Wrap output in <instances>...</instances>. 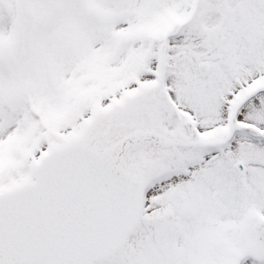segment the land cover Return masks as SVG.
Instances as JSON below:
<instances>
[{
    "label": "snow or ice",
    "instance_id": "obj_1",
    "mask_svg": "<svg viewBox=\"0 0 264 264\" xmlns=\"http://www.w3.org/2000/svg\"><path fill=\"white\" fill-rule=\"evenodd\" d=\"M0 264H264V0H0Z\"/></svg>",
    "mask_w": 264,
    "mask_h": 264
}]
</instances>
